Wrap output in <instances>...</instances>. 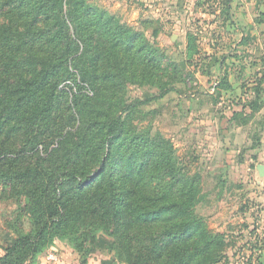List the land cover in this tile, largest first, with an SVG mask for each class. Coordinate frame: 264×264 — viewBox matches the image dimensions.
I'll list each match as a JSON object with an SVG mask.
<instances>
[{"label": "trees", "instance_id": "obj_1", "mask_svg": "<svg viewBox=\"0 0 264 264\" xmlns=\"http://www.w3.org/2000/svg\"><path fill=\"white\" fill-rule=\"evenodd\" d=\"M198 53L189 32L186 57ZM161 55L86 0H0V181L3 194L28 199L34 225L0 264H29L57 238L83 239L89 226L113 238L109 249L125 264L225 257L229 235L197 212L200 174L178 165L168 139L134 123L141 106L172 87L126 99L139 74L158 84ZM67 79L75 91L59 89Z\"/></svg>", "mask_w": 264, "mask_h": 264}, {"label": "rangeland", "instance_id": "obj_2", "mask_svg": "<svg viewBox=\"0 0 264 264\" xmlns=\"http://www.w3.org/2000/svg\"><path fill=\"white\" fill-rule=\"evenodd\" d=\"M86 2L142 32L163 53L158 84L139 72L127 84L126 99L159 95V84L172 87L141 106L134 123L168 139L178 165L200 174L204 198L197 212L231 241L218 264H264V176L258 169L264 165V0ZM189 32L199 47L192 59L186 57ZM71 87L76 90L69 79L59 85ZM3 193L0 181V256L19 232L34 231L28 199ZM86 228L83 239L57 238L29 264H125L109 249L112 237Z\"/></svg>", "mask_w": 264, "mask_h": 264}, {"label": "water", "instance_id": "obj_3", "mask_svg": "<svg viewBox=\"0 0 264 264\" xmlns=\"http://www.w3.org/2000/svg\"><path fill=\"white\" fill-rule=\"evenodd\" d=\"M258 169H259V173H260V175H261V176H264V165H262V164L259 165V166H258Z\"/></svg>", "mask_w": 264, "mask_h": 264}]
</instances>
